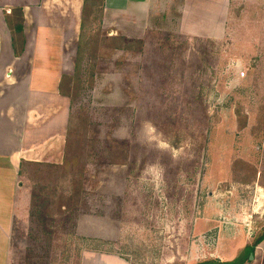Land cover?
I'll list each match as a JSON object with an SVG mask.
<instances>
[{"label": "rangeland", "instance_id": "1", "mask_svg": "<svg viewBox=\"0 0 264 264\" xmlns=\"http://www.w3.org/2000/svg\"><path fill=\"white\" fill-rule=\"evenodd\" d=\"M260 14L252 39L236 32L243 17L222 39L145 33L143 44L123 38L114 49L99 26L85 34L70 138L85 199L71 224L57 221L89 228V264L99 254L264 264V240L254 244L264 231ZM76 235L57 236L56 264H80ZM24 261L43 260L31 252Z\"/></svg>", "mask_w": 264, "mask_h": 264}, {"label": "crops", "instance_id": "2", "mask_svg": "<svg viewBox=\"0 0 264 264\" xmlns=\"http://www.w3.org/2000/svg\"><path fill=\"white\" fill-rule=\"evenodd\" d=\"M261 11L264 0H0V264H25L31 252L41 264H56L57 236L68 242L75 232L79 262L89 264L82 245L89 228L57 221L71 224L69 214L85 199L83 184L74 204L73 100L61 85L75 74L86 33L99 26L109 38L142 44L145 33L222 39L243 17L236 32L244 28L252 39ZM93 256L97 264H128Z\"/></svg>", "mask_w": 264, "mask_h": 264}, {"label": "trees", "instance_id": "3", "mask_svg": "<svg viewBox=\"0 0 264 264\" xmlns=\"http://www.w3.org/2000/svg\"><path fill=\"white\" fill-rule=\"evenodd\" d=\"M84 37V35H83ZM109 38V37H108ZM111 40L114 41V45L112 46V48H117V42L119 40H122L123 37H115V38H109ZM84 39L81 40V47L79 48V59H78V62H77V65H76V71H75V74L71 77H68L67 79H65L63 82H62V88L64 89V86H66V83H67V90L68 92L72 95V100H74L75 98V93H73L71 91L72 87L75 85V81L78 80V73H79V68H80V63H81V54L83 52V46H84ZM141 44V43H140ZM79 81V80H78ZM71 124H72V121H71ZM73 132V127L70 128L69 130V153H71L70 151V148H71V142H72V138H71V134ZM72 140H71V139ZM125 150V148H124ZM72 154V153H71ZM74 158L73 157V165H74ZM82 175L79 176L78 174H74V178L73 180L70 182V185L71 187H73V198H74V204H76L78 201H80V196H81V191H82V188H83V181H82ZM80 182V184H77L75 185L76 183ZM264 240V231L255 239L254 241V244L256 243H260ZM239 260V264H244V261L243 260H240V259H235V260H232L230 262H227V263H223L222 261H219V260H216V259H211V260H207V261H203V262H199L197 264H238L237 261ZM173 264H187L185 262H182V263H173Z\"/></svg>", "mask_w": 264, "mask_h": 264}, {"label": "water", "instance_id": "4", "mask_svg": "<svg viewBox=\"0 0 264 264\" xmlns=\"http://www.w3.org/2000/svg\"><path fill=\"white\" fill-rule=\"evenodd\" d=\"M250 258L252 259L253 258V253L250 254ZM219 260V259H218Z\"/></svg>", "mask_w": 264, "mask_h": 264}, {"label": "built area", "instance_id": "5", "mask_svg": "<svg viewBox=\"0 0 264 264\" xmlns=\"http://www.w3.org/2000/svg\"><path fill=\"white\" fill-rule=\"evenodd\" d=\"M241 76H245V72H242V73H241Z\"/></svg>", "mask_w": 264, "mask_h": 264}]
</instances>
